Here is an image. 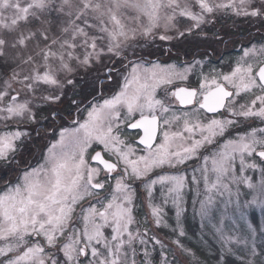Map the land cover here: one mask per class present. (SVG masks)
Returning a JSON list of instances; mask_svg holds the SVG:
<instances>
[{"label":"snow or ice","instance_id":"snow-or-ice-1","mask_svg":"<svg viewBox=\"0 0 264 264\" xmlns=\"http://www.w3.org/2000/svg\"><path fill=\"white\" fill-rule=\"evenodd\" d=\"M0 264H264V0H0Z\"/></svg>","mask_w":264,"mask_h":264},{"label":"rangeland","instance_id":"rangeland-1","mask_svg":"<svg viewBox=\"0 0 264 264\" xmlns=\"http://www.w3.org/2000/svg\"><path fill=\"white\" fill-rule=\"evenodd\" d=\"M237 51L238 50H236V52L233 53V55H236ZM248 199H250V197H248ZM247 212H248L249 217H254L257 222L260 221V219H261V213H260V210L258 208H254V207L248 208L247 209ZM190 218H191V216H190ZM190 221H191V223H194V222L197 223V227H196V224H194L193 226L191 225V227L195 228L196 231H197L198 230V227H199V221L198 220H196V221L190 220Z\"/></svg>","mask_w":264,"mask_h":264},{"label":"trees","instance_id":"trees-1","mask_svg":"<svg viewBox=\"0 0 264 264\" xmlns=\"http://www.w3.org/2000/svg\"><path fill=\"white\" fill-rule=\"evenodd\" d=\"M235 52H236V50H233L230 54L233 55V53H235ZM190 220H192V219H191L190 216H189L188 221H187V224H188V226L191 228V230L194 232V231H196V229L193 228V227H191V225L193 226L194 224H196V227H197V223H196V222L191 223ZM190 223H191V224H190Z\"/></svg>","mask_w":264,"mask_h":264}]
</instances>
